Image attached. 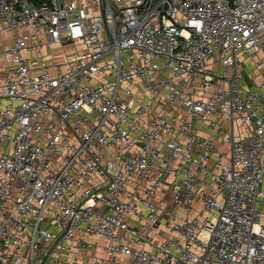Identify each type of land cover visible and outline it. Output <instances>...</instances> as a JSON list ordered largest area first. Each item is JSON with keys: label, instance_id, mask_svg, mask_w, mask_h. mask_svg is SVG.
<instances>
[{"label": "built area", "instance_id": "2783aa9c", "mask_svg": "<svg viewBox=\"0 0 264 264\" xmlns=\"http://www.w3.org/2000/svg\"><path fill=\"white\" fill-rule=\"evenodd\" d=\"M0 39V264H264V0H0Z\"/></svg>", "mask_w": 264, "mask_h": 264}, {"label": "crops", "instance_id": "0c3cea01", "mask_svg": "<svg viewBox=\"0 0 264 264\" xmlns=\"http://www.w3.org/2000/svg\"><path fill=\"white\" fill-rule=\"evenodd\" d=\"M252 62L250 61L247 65H248V73L246 75L245 78V82L249 85H252L253 81H257L258 78V74L254 71H252ZM3 68H4V62H3V58L0 56V81H2L4 74H3Z\"/></svg>", "mask_w": 264, "mask_h": 264}, {"label": "trees", "instance_id": "16d2710c", "mask_svg": "<svg viewBox=\"0 0 264 264\" xmlns=\"http://www.w3.org/2000/svg\"><path fill=\"white\" fill-rule=\"evenodd\" d=\"M36 5H43L44 3L49 2V0H32Z\"/></svg>", "mask_w": 264, "mask_h": 264}, {"label": "rangeland", "instance_id": "374dc122", "mask_svg": "<svg viewBox=\"0 0 264 264\" xmlns=\"http://www.w3.org/2000/svg\"><path fill=\"white\" fill-rule=\"evenodd\" d=\"M0 42H1V39H0ZM68 49H70L69 47H68ZM2 54L0 53V56H1Z\"/></svg>", "mask_w": 264, "mask_h": 264}]
</instances>
